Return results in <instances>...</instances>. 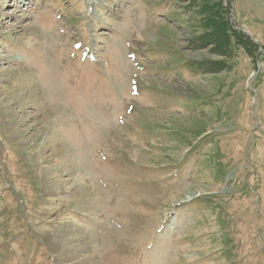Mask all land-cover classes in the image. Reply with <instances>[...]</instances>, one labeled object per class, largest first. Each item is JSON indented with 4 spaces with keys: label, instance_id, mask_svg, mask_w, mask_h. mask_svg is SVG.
I'll return each mask as SVG.
<instances>
[{
    "label": "rangeland",
    "instance_id": "rangeland-1",
    "mask_svg": "<svg viewBox=\"0 0 264 264\" xmlns=\"http://www.w3.org/2000/svg\"><path fill=\"white\" fill-rule=\"evenodd\" d=\"M17 2L0 0V264H264V0H231L257 48L227 57L202 0Z\"/></svg>",
    "mask_w": 264,
    "mask_h": 264
},
{
    "label": "trees",
    "instance_id": "trees-1",
    "mask_svg": "<svg viewBox=\"0 0 264 264\" xmlns=\"http://www.w3.org/2000/svg\"><path fill=\"white\" fill-rule=\"evenodd\" d=\"M201 8L205 10L207 21L211 22V31L214 29H219L223 35L216 37L217 35H214L213 33L209 34L207 38H210V40H218L217 41V50L218 52L223 56L227 57V54L229 52L228 49L231 45V41L234 42L237 46H243V43H249V45L252 46L253 50L257 48V45L248 37H245V35L241 32H239L237 29H235L232 24L229 21V12L231 9V0H202ZM214 26V28H213ZM213 30V31H214ZM212 31V32H213ZM213 35V36H212ZM222 37L225 38V41L222 39ZM203 38V36L201 37ZM216 39V40H215ZM223 67H225V63L223 60ZM198 68V66L196 67Z\"/></svg>",
    "mask_w": 264,
    "mask_h": 264
},
{
    "label": "bare ground",
    "instance_id": "bare-ground-1",
    "mask_svg": "<svg viewBox=\"0 0 264 264\" xmlns=\"http://www.w3.org/2000/svg\"><path fill=\"white\" fill-rule=\"evenodd\" d=\"M89 1H91V2H100V0H89ZM27 4V3H26ZM21 5H23V4H21ZM24 8V7H23ZM12 14V12H9V15H11ZM9 17V16H8ZM8 57H10V58H12V59H15V57L14 56H8ZM38 155V154H37ZM36 155V156H37ZM39 162V161H38ZM73 184L74 183H71V184H69L67 187H66V191L67 190H69V189H71V187H73ZM191 193L190 194H188V195H186L185 196V198H183V200H188L191 196L193 197V196H195V195H197V194H202L203 192H202V190H196V191H194V190H192V191H190ZM66 193V192H65ZM191 197V198H192ZM182 199H180V198H173V203H178V202H180ZM171 220H173V219H171ZM171 223H173V221L171 222ZM69 234H71V235H69ZM69 234H67L66 232H62V233H60V234H57V236L58 237H61L60 239H58V242H55V244H52L51 245V247H53V248H59L60 249V246H61V244L64 242V240L66 239V238H69V239H80L79 237H80V235L78 234V232L77 231H74V233H69ZM60 235V236H59ZM83 236H84V238L86 239L87 238V240H88V238H89V236L87 235V234H85V233H83L82 234ZM68 239V240H69ZM67 241V240H66ZM83 242V241H82ZM82 244V246H83V243H81ZM85 244H87V242L85 243ZM77 247V246H76ZM58 252V251H57ZM59 253V252H58ZM61 258V257H60ZM65 258V257H64ZM68 258V257H67ZM67 262V261H66Z\"/></svg>",
    "mask_w": 264,
    "mask_h": 264
}]
</instances>
